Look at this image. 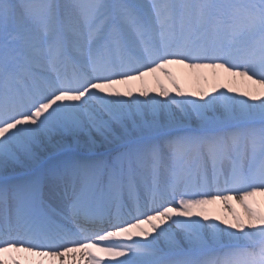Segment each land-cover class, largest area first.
Here are the masks:
<instances>
[{"label": "snow or ice", "instance_id": "1", "mask_svg": "<svg viewBox=\"0 0 264 264\" xmlns=\"http://www.w3.org/2000/svg\"><path fill=\"white\" fill-rule=\"evenodd\" d=\"M258 197L264 0H0V264H264Z\"/></svg>", "mask_w": 264, "mask_h": 264}, {"label": "bare ground", "instance_id": "2", "mask_svg": "<svg viewBox=\"0 0 264 264\" xmlns=\"http://www.w3.org/2000/svg\"><path fill=\"white\" fill-rule=\"evenodd\" d=\"M171 69H172L173 74L180 80L181 85L185 88L186 91L198 90L201 84L200 76L203 74L210 75V70H203V73H201L199 71L185 69L181 66H171ZM158 75L160 74H153V76H150L147 78L150 85L152 86L155 85V77ZM169 87L171 86L169 85ZM17 171H23V169L18 168ZM257 200L260 202L261 206H264V197H258ZM237 204L238 203L233 201L232 207L235 209L236 212L241 213L237 209ZM212 207L216 213H219L222 216H226V211L224 210L225 206L223 204H217Z\"/></svg>", "mask_w": 264, "mask_h": 264}, {"label": "rangeland", "instance_id": "3", "mask_svg": "<svg viewBox=\"0 0 264 264\" xmlns=\"http://www.w3.org/2000/svg\"><path fill=\"white\" fill-rule=\"evenodd\" d=\"M237 209L243 214V207L240 204H237ZM224 210L226 211V216L229 214L228 208L224 207Z\"/></svg>", "mask_w": 264, "mask_h": 264}]
</instances>
